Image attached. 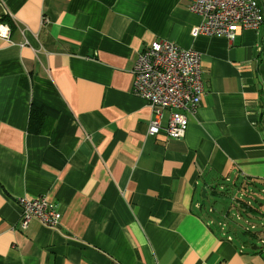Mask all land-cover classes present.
Segmentation results:
<instances>
[{"label":"crops","instance_id":"0c3cea01","mask_svg":"<svg viewBox=\"0 0 264 264\" xmlns=\"http://www.w3.org/2000/svg\"><path fill=\"white\" fill-rule=\"evenodd\" d=\"M0 2V264H264V200L259 218L232 206L252 204L233 186L264 181V24L230 42L194 38L183 0ZM157 41L201 55L181 141L148 135L131 94L135 55ZM33 100L49 135L28 131ZM41 196L60 223L23 229L18 200Z\"/></svg>","mask_w":264,"mask_h":264},{"label":"built area","instance_id":"2783aa9c","mask_svg":"<svg viewBox=\"0 0 264 264\" xmlns=\"http://www.w3.org/2000/svg\"><path fill=\"white\" fill-rule=\"evenodd\" d=\"M183 1L190 13L202 19L192 31L194 38L217 37L232 42L245 31L259 32L264 24V12L257 0ZM0 39L8 42L11 39V28L6 24L0 23ZM131 74V94L142 99L152 113L148 135L164 134L168 139L183 140L189 116L198 112L206 92L201 55L193 50H182L168 41H157L136 53ZM165 111H169V116L164 125ZM18 205L23 229L32 221L55 228L62 218L59 205L45 196L21 198Z\"/></svg>","mask_w":264,"mask_h":264},{"label":"trees","instance_id":"16d2710c","mask_svg":"<svg viewBox=\"0 0 264 264\" xmlns=\"http://www.w3.org/2000/svg\"><path fill=\"white\" fill-rule=\"evenodd\" d=\"M0 23L8 25L10 28L12 23L8 17L4 14H0ZM48 107L38 101L33 100L30 107L29 113V126L28 131L30 134L34 135H49L53 131L54 124L47 120ZM50 117V116H49ZM57 118V116H54ZM47 120V121H46ZM264 181L257 179H244L238 185L233 186V189L237 190L241 194L243 193L247 199L236 198L232 203V206L237 208L242 213L254 215V217L259 218L261 216V206L262 203L259 200H264ZM236 192V191H235ZM254 203V204H253Z\"/></svg>","mask_w":264,"mask_h":264},{"label":"rangeland","instance_id":"374dc122","mask_svg":"<svg viewBox=\"0 0 264 264\" xmlns=\"http://www.w3.org/2000/svg\"><path fill=\"white\" fill-rule=\"evenodd\" d=\"M1 3V2H0ZM260 6V5H259ZM261 8V7H260ZM261 10H262V8H261ZM2 12H1V9H0V14H1ZM262 13H263V10H262ZM209 196H210V199H208V200H205V204L207 205V206H211V204H212V202L213 201H216V202H218L217 201V199H215V200H212V197H211V195H210V193H209ZM237 198H239V196H238V194H237ZM200 199V198H199ZM229 223V226L230 227H232V228H236L237 227V225L239 224V223H241L242 221H237V220H235V222H232V221H228Z\"/></svg>","mask_w":264,"mask_h":264},{"label":"water","instance_id":"95a60500","mask_svg":"<svg viewBox=\"0 0 264 264\" xmlns=\"http://www.w3.org/2000/svg\"><path fill=\"white\" fill-rule=\"evenodd\" d=\"M203 196L206 197V191H205V190H204V192H203ZM254 249H257V248H254Z\"/></svg>","mask_w":264,"mask_h":264}]
</instances>
